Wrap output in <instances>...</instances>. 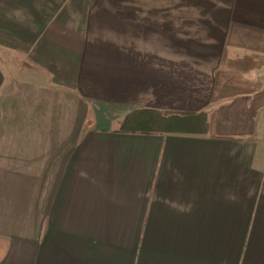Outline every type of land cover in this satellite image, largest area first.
I'll list each match as a JSON object with an SVG mask.
<instances>
[{
  "label": "crops",
  "instance_id": "crops-1",
  "mask_svg": "<svg viewBox=\"0 0 264 264\" xmlns=\"http://www.w3.org/2000/svg\"><path fill=\"white\" fill-rule=\"evenodd\" d=\"M0 264H264V0H0Z\"/></svg>",
  "mask_w": 264,
  "mask_h": 264
},
{
  "label": "trees",
  "instance_id": "trees-1",
  "mask_svg": "<svg viewBox=\"0 0 264 264\" xmlns=\"http://www.w3.org/2000/svg\"><path fill=\"white\" fill-rule=\"evenodd\" d=\"M171 113L151 109H138L128 114L120 122V130L133 133H151L171 130L174 120ZM170 117V118H169Z\"/></svg>",
  "mask_w": 264,
  "mask_h": 264
},
{
  "label": "rangeland",
  "instance_id": "rangeland-1",
  "mask_svg": "<svg viewBox=\"0 0 264 264\" xmlns=\"http://www.w3.org/2000/svg\"><path fill=\"white\" fill-rule=\"evenodd\" d=\"M3 53H4V55H6V57H8L9 59H11V58H13V59H15L16 57H14V56H12L11 54H10V52H7V51H3ZM171 117V116H170ZM169 117V118H170ZM183 118H181V117H179V116H173V117H171V120H174V122H173V124H172V127H174V128H176V125H177V128H180V129H190V128H193V126H194V124H197L198 122L197 121H199V119L196 121V122H194V123H192L191 121H186V122H184L183 120H182ZM200 123V122H199Z\"/></svg>",
  "mask_w": 264,
  "mask_h": 264
}]
</instances>
